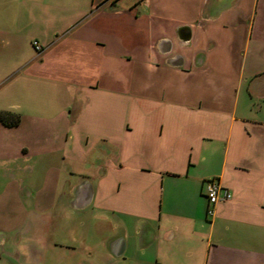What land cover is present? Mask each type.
I'll return each instance as SVG.
<instances>
[{
	"label": "crops",
	"instance_id": "1",
	"mask_svg": "<svg viewBox=\"0 0 264 264\" xmlns=\"http://www.w3.org/2000/svg\"><path fill=\"white\" fill-rule=\"evenodd\" d=\"M0 113L3 230L77 210L108 264H264V0H0Z\"/></svg>",
	"mask_w": 264,
	"mask_h": 264
},
{
	"label": "rangeland",
	"instance_id": "2",
	"mask_svg": "<svg viewBox=\"0 0 264 264\" xmlns=\"http://www.w3.org/2000/svg\"><path fill=\"white\" fill-rule=\"evenodd\" d=\"M33 48L35 49L34 46ZM28 132L24 133L23 129L22 132L16 133V135L10 134L9 141H12L8 144L10 151L7 156L22 158L24 153L20 146L27 144ZM5 185L4 178H2L0 173V194L4 191ZM90 210L91 207H88L78 210V212L84 211L83 213L87 216L86 213L90 212ZM68 211L72 213L73 216L71 218H74L73 221H70L69 218L66 221L63 219L55 224L52 222L48 223V225H44V228H39L32 222H27L16 231L9 232L3 230V223L1 222L0 264H108L107 259L99 252L101 241L98 235L93 234L94 237L92 236L91 240L88 239L89 241L86 242L88 243L87 246L84 249L81 247L78 239L81 238L82 231H85L89 222L83 221L82 223L80 221L81 218H77L75 214L77 210ZM46 222H49V220L47 219ZM69 233L72 235L73 241L66 238V234ZM89 243L97 251L92 258L86 256L90 252L86 250L90 248ZM72 244L76 248H70Z\"/></svg>",
	"mask_w": 264,
	"mask_h": 264
},
{
	"label": "built area",
	"instance_id": "3",
	"mask_svg": "<svg viewBox=\"0 0 264 264\" xmlns=\"http://www.w3.org/2000/svg\"><path fill=\"white\" fill-rule=\"evenodd\" d=\"M143 1V0H139ZM33 46L35 47L37 53H42L43 48L39 45L38 41L33 42ZM205 195L208 199L209 209L207 213L210 215L213 213L212 207L218 204L221 201H227L231 199V193L220 185L219 182L210 180L207 181L205 185Z\"/></svg>",
	"mask_w": 264,
	"mask_h": 264
},
{
	"label": "water",
	"instance_id": "4",
	"mask_svg": "<svg viewBox=\"0 0 264 264\" xmlns=\"http://www.w3.org/2000/svg\"><path fill=\"white\" fill-rule=\"evenodd\" d=\"M189 37H190V31L188 33V36H186L185 38L188 40ZM162 43H163V45L166 44V46H167L166 52L170 51V48H171L170 43H168V42L165 43V41H163ZM78 199H79V203L77 205L78 208H83V207L87 206L92 200L91 187H89L88 191H84L83 194L79 195ZM118 252L119 253H117V255L121 254L123 252V248H121V247L118 248Z\"/></svg>",
	"mask_w": 264,
	"mask_h": 264
},
{
	"label": "trees",
	"instance_id": "5",
	"mask_svg": "<svg viewBox=\"0 0 264 264\" xmlns=\"http://www.w3.org/2000/svg\"><path fill=\"white\" fill-rule=\"evenodd\" d=\"M0 122L7 126H15L19 123V117L10 113H0Z\"/></svg>",
	"mask_w": 264,
	"mask_h": 264
}]
</instances>
